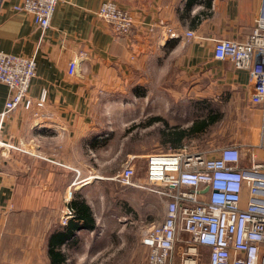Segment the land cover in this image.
Returning <instances> with one entry per match:
<instances>
[{"label": "crops", "instance_id": "obj_1", "mask_svg": "<svg viewBox=\"0 0 264 264\" xmlns=\"http://www.w3.org/2000/svg\"><path fill=\"white\" fill-rule=\"evenodd\" d=\"M19 1L0 0V50L34 56L29 96L35 100L45 91L46 99L41 107L19 105L1 115L8 88L0 82V264L19 259L16 200L20 183H32V191H42L32 194L33 199L42 196L43 206L69 209L71 197L78 193L91 207L87 191L112 174L100 170L104 132L99 127L114 123L106 117L100 121L97 111L132 109L135 103L129 100L135 86L150 85L154 105L159 104L161 110L165 79H178L181 73L186 79L185 92H181L200 95V100L226 95L228 105L246 107L252 89L249 70L215 58L213 45L216 38L245 39L260 5V0H114L133 19L130 32L119 35L96 14L105 0H61L43 31L31 14L13 8ZM188 30L192 36H186ZM72 59L76 68L70 73ZM150 78L156 79L153 85ZM122 97L129 102H121ZM254 110L258 113L255 137L230 143L240 147L242 166L249 165L251 154L257 159L263 156L259 143L264 111L261 105ZM20 156L27 158L25 164L19 162ZM68 190L75 191L71 197ZM53 229L46 235V254ZM83 230L91 229L77 231L72 246H61L66 254L79 247Z\"/></svg>", "mask_w": 264, "mask_h": 264}, {"label": "built area", "instance_id": "obj_2", "mask_svg": "<svg viewBox=\"0 0 264 264\" xmlns=\"http://www.w3.org/2000/svg\"><path fill=\"white\" fill-rule=\"evenodd\" d=\"M61 0H20L16 11L32 15L40 30H45ZM97 16L115 33L130 32L131 14L114 0H105ZM170 35H174L170 31ZM192 36V31H186ZM213 55L228 59L237 69H248L252 89L248 106L264 111V0L247 37L243 40L216 38ZM34 56L0 50V82L8 88L1 115L17 106H43L46 93L33 100L29 96L35 76ZM76 59L68 62V71ZM260 159L251 154L248 166L240 163L237 144L205 151L187 145L146 154L144 179L136 178L135 162L130 158L111 179L122 185L143 187L162 198L163 215L141 231L140 242L147 247L141 264H199L200 249L206 251V264H264V112L261 119ZM72 216L67 210L64 221Z\"/></svg>", "mask_w": 264, "mask_h": 264}, {"label": "rangeland", "instance_id": "obj_3", "mask_svg": "<svg viewBox=\"0 0 264 264\" xmlns=\"http://www.w3.org/2000/svg\"><path fill=\"white\" fill-rule=\"evenodd\" d=\"M149 81L153 85L156 79L150 78ZM165 81L160 95L161 110L158 109L159 104L158 107L154 105L155 94L151 93L150 85L143 84L135 86L130 93L132 100L129 101L135 103L132 109L97 111L100 121L106 117L114 123L99 127L104 132L100 143V170L105 169L112 174L108 178L99 179L98 185L87 191L97 226L95 230L80 232L79 247L67 251L69 264L143 262L147 248L140 242L141 231L151 222L160 220L164 207L159 198L149 190L150 185L143 183V187L128 186L111 179L129 158L135 162L136 178L143 181L145 155L148 153L187 145L191 150L205 151L210 156L218 147L250 141L257 134L254 119L258 113L255 112V107H243L241 104V108H233L231 103L228 105L225 102L226 95H221V99L217 100H200V95L183 93L181 91L185 92L186 79L181 73L178 79L168 77ZM139 100L141 105L138 104ZM129 101L121 98L123 103ZM209 114L217 120L197 136L184 138L176 147L161 141L159 134L162 131L188 127L193 121L201 120ZM18 160L24 164L27 162L25 156H20ZM20 169L24 170V167L21 165ZM38 181L36 179L35 184ZM31 185L32 183L24 181L19 187L16 200L19 207L16 220L19 259H13L12 264H49L45 250L46 235L64 221L69 210L58 205H41L44 199L40 195L33 199L32 193L37 190L32 191ZM74 192L68 190L67 196L71 197ZM41 193L39 191L36 194ZM33 201L37 202L36 206L31 204ZM56 201L57 195L53 197V202ZM199 264H206L204 249H200Z\"/></svg>", "mask_w": 264, "mask_h": 264}, {"label": "trees", "instance_id": "obj_4", "mask_svg": "<svg viewBox=\"0 0 264 264\" xmlns=\"http://www.w3.org/2000/svg\"><path fill=\"white\" fill-rule=\"evenodd\" d=\"M215 120L217 118L209 114L201 120L193 121L188 127L162 131L160 139L164 144L176 147L181 144L184 138L195 137L200 134ZM68 206L72 216L67 219L65 224L57 225L47 237V256L50 264H69L67 254L61 246H72L75 243L74 236L77 231L96 228L91 207L82 195L75 193L71 197Z\"/></svg>", "mask_w": 264, "mask_h": 264}]
</instances>
